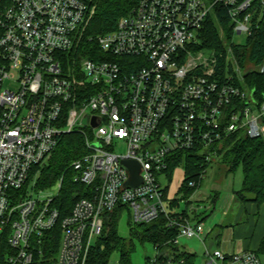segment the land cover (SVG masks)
Here are the masks:
<instances>
[{
  "label": "built area",
  "instance_id": "built-area-1",
  "mask_svg": "<svg viewBox=\"0 0 264 264\" xmlns=\"http://www.w3.org/2000/svg\"><path fill=\"white\" fill-rule=\"evenodd\" d=\"M263 6L264 0H138L115 29L87 36L95 0H9L0 10V264L42 261L58 225L53 264H87L104 214L118 207L133 223L163 215L177 228V251L154 245L147 264H188L175 254L186 251L179 238L204 244L209 231L190 218L196 209L184 214L170 206L163 171L174 153L210 161L230 135L262 134L264 101L257 103L243 81L233 37L250 34ZM216 7L231 30L223 70L221 53L207 55L201 46ZM72 132L84 140V152L70 163L73 180L89 192L60 217L53 203L62 177L54 196L35 185L34 195L28 181ZM119 142L124 152H116ZM127 159L140 167L134 187L125 186ZM204 249L205 264H264V253L252 249Z\"/></svg>",
  "mask_w": 264,
  "mask_h": 264
},
{
  "label": "trees",
  "instance_id": "trees-1",
  "mask_svg": "<svg viewBox=\"0 0 264 264\" xmlns=\"http://www.w3.org/2000/svg\"><path fill=\"white\" fill-rule=\"evenodd\" d=\"M9 0L0 1V10H2ZM138 0H96V10L91 19L85 35L96 36L98 34L109 32L116 27L118 19L130 12ZM216 16H209L204 30L201 34L202 46L219 45L224 47L226 43L223 40L231 38V30L228 27L227 16L216 7ZM222 25L226 30L223 38L219 37L217 28ZM95 47V44L90 43ZM236 62L243 70L251 67L244 72L242 77L247 88L252 90L253 97L258 102L264 101V6L257 9L256 15L252 20L251 32L246 36L244 43H238L233 46ZM91 56L90 54H88ZM222 64V63H221ZM219 63V65H221ZM263 66V70H261ZM240 85V83H239ZM264 127V117L261 119ZM84 152V140L80 133L72 132L60 137L57 146L52 151L48 160L41 166H34L30 172V179L33 173L39 169L35 181V187L41 188L56 182L62 177L61 187L54 200V206L58 209L60 217L70 213L75 201L86 197L89 187L73 180V173L70 163L78 158ZM220 159L219 168L225 171V175L238 169L242 172L240 187L233 190L234 199L237 202H253L258 206L264 204V129L258 137H248L243 134H232L227 137L217 148L216 158ZM165 173L167 183L171 180L174 168L183 167L184 177L179 188L182 194L181 199L189 202V198L200 186L205 169L210 165L203 155L192 151H180L172 154L168 158ZM193 182V185H190ZM169 184L165 187L167 190ZM218 192L210 193V209L217 201ZM206 200V199H205ZM177 199L170 201V206L176 205ZM186 206V205H185ZM187 206L182 211L186 213ZM127 212L129 225V238L121 237L118 231L119 219L121 215ZM196 214V220H203L204 215ZM201 217V218H200ZM60 226H56L49 239L45 243L46 251L41 258L42 261H34L33 264H53V257L56 254L59 245ZM176 227L166 225L163 215H160L155 221L150 223H133L130 220V213L124 207H118L104 214V223L102 234L97 243L89 253L87 264H108L110 256L117 252L119 264H130L129 255L133 249V239L140 242L148 241L162 250L177 251L178 247L172 243V239L177 235ZM254 250V249H252ZM259 254L264 253V236L261 239L260 247L254 250ZM177 257L184 256L188 264H194L195 253L180 251L175 253ZM149 257H146L148 262Z\"/></svg>",
  "mask_w": 264,
  "mask_h": 264
},
{
  "label": "rangeland",
  "instance_id": "rangeland-1",
  "mask_svg": "<svg viewBox=\"0 0 264 264\" xmlns=\"http://www.w3.org/2000/svg\"><path fill=\"white\" fill-rule=\"evenodd\" d=\"M217 31H218L220 38H223L225 33H227L226 30L223 29V27H219V26L217 28ZM233 39H234V42L237 44L244 43L246 36L234 35ZM202 42L203 41L201 38V46L203 44ZM223 48L220 47L219 45L202 46V50L205 51V54L207 55H210L211 51H215L216 55L217 54L219 55V52L221 53L222 56L220 57L219 63L220 64L222 63L220 65L222 67V70L224 68V63L226 59L225 55L227 53V50ZM233 61L234 60L231 61L232 64H233ZM248 69L252 70L251 67H247L246 70L242 69V72L244 73L248 71ZM10 86L13 87L12 85ZM125 148L126 147L123 142H119L115 147L116 152L118 153L124 152ZM213 159L214 160H212L210 162V165H208L207 168L205 169V172L202 176L200 186L197 188V190L199 189L201 193L218 192V195L220 198L217 199L216 203L211 209L210 207H208L209 206L208 201L197 202V201H194L195 199L189 198V202L187 203L185 200L181 199L182 194L178 190L181 186V183L184 177V171H183L182 166H178L174 168L172 172L171 180L169 181V183H167L166 178L165 179L161 178V182L164 185L169 184L168 192H169L170 198L175 197L177 199L178 204L172 206L175 210H181L186 205L187 208L192 207L196 209V214L202 213V215L205 216L203 220L201 221L203 222L204 234L209 231L204 241V244L209 249L215 248V243H216L215 240L217 239L216 238L217 225L222 224L223 227H225L226 224H230V225L234 224L233 217L238 207V204H235V203L230 204L228 209H225L226 203L224 202V199L227 197V195H230L233 190H236L240 187V183L242 179V172L240 169L225 175L224 173L225 171L219 168V164H220L219 157L216 158L215 156ZM37 175L38 173H36L35 171L33 175L31 176V179H29L28 181L29 182L28 191L33 192L34 195H36V192H37L35 191V189H33ZM37 190H41V194L43 195H49V196L53 195L54 196L58 192V182L56 181L52 183L51 185L37 188ZM225 210L226 212H228L227 215H225L224 213ZM189 216L191 219H195L194 218L195 216L193 213H189ZM128 219H129L128 213L124 212L119 219V226H118V231L120 233V236L125 237L126 239L129 238V225L127 224ZM222 229H223V237H221V239L225 238L224 232H226V227L221 228V230ZM204 234H202V236H204ZM234 238H236V236ZM132 243H133V249L129 255L130 264H147L146 257L147 256L152 257L156 253V250L151 242H148V241L140 242L138 239H133ZM204 244L196 237H192V238L180 237L179 238V245L184 246L186 250L195 253L194 264H205L206 255L204 252L205 251ZM118 258H119L118 253L114 252L110 256L108 264H119Z\"/></svg>",
  "mask_w": 264,
  "mask_h": 264
},
{
  "label": "crops",
  "instance_id": "crops-1",
  "mask_svg": "<svg viewBox=\"0 0 264 264\" xmlns=\"http://www.w3.org/2000/svg\"><path fill=\"white\" fill-rule=\"evenodd\" d=\"M168 187L166 190V194L168 197H170L168 192ZM210 193L207 192L201 193L198 189L194 192V194H192L191 199H195L194 201L197 202H201V200L208 201L209 204L208 207H210L211 206ZM174 198L175 197H171L170 199L172 200ZM218 198H220L219 195L217 199ZM224 202L226 203L225 209H228L229 205L233 203L238 204V207L233 217L234 224L225 225L226 227V232H224L225 238L221 239V237H223V229L221 230V228H225V227H223L222 224L217 225L216 228L217 239L215 240L216 241L215 248L220 247L221 249L227 252L242 250V249L258 250L260 247L261 239L264 236V204L258 206L253 202H247V203L237 202L234 199L233 191L231 192L230 195H227V197L224 199ZM176 204H178V202H176ZM224 213L225 215H227L228 212H226L225 210ZM235 236L236 238H234Z\"/></svg>",
  "mask_w": 264,
  "mask_h": 264
},
{
  "label": "water",
  "instance_id": "water-1",
  "mask_svg": "<svg viewBox=\"0 0 264 264\" xmlns=\"http://www.w3.org/2000/svg\"><path fill=\"white\" fill-rule=\"evenodd\" d=\"M1 1V0H0ZM85 123V119L82 120ZM97 124L96 117L92 120V125L95 126ZM121 166L125 168L129 173V178L125 183V186L134 187L138 185L141 181L139 177V164L135 160H121Z\"/></svg>",
  "mask_w": 264,
  "mask_h": 264
}]
</instances>
